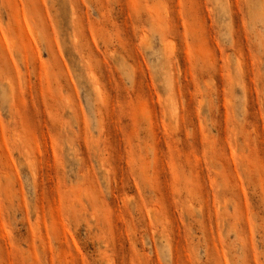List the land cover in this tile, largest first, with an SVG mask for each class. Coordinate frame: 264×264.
Instances as JSON below:
<instances>
[{
  "label": "rangeland",
  "instance_id": "rangeland-1",
  "mask_svg": "<svg viewBox=\"0 0 264 264\" xmlns=\"http://www.w3.org/2000/svg\"><path fill=\"white\" fill-rule=\"evenodd\" d=\"M0 264H264V0H0Z\"/></svg>",
  "mask_w": 264,
  "mask_h": 264
}]
</instances>
